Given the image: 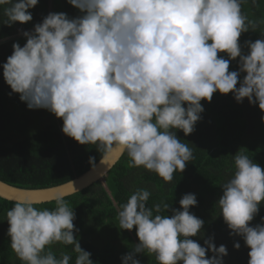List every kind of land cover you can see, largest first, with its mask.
<instances>
[{"label": "clouds", "instance_id": "9594fccd", "mask_svg": "<svg viewBox=\"0 0 264 264\" xmlns=\"http://www.w3.org/2000/svg\"><path fill=\"white\" fill-rule=\"evenodd\" d=\"M38 2L0 0L6 6L2 24L31 22L29 10ZM67 2L81 15L50 12L33 31H24L26 43H13L3 78L28 109L48 110L62 119L66 136L96 145L102 162H112L115 146L127 153L129 167L170 183L194 158L177 130L193 133L202 100L231 93L237 103L247 98L264 111V33L244 42L246 54L239 42L264 19H249L244 0ZM237 58L239 70L229 71ZM241 73H246L242 80ZM232 157L234 171L221 185L216 206L230 235L242 237L250 248L248 264H264V217L249 226L264 202V168L243 147ZM89 163L94 168L95 158ZM150 196L147 188H137L118 208L119 229L135 228L139 240L121 257L122 264H141L138 253L154 256L157 264H223L225 245L217 247L211 237L204 240L206 247L191 239L203 236L205 223L190 212L198 203L194 193L183 195L181 208L171 209V215L164 214L168 203L148 206ZM40 202L38 196H18L6 213L9 245L21 264H70L69 253L57 257L52 251L56 244L73 246L74 264H94L74 235L76 214L64 196L55 197L52 209L37 208Z\"/></svg>", "mask_w": 264, "mask_h": 264}, {"label": "trees", "instance_id": "16d2710c", "mask_svg": "<svg viewBox=\"0 0 264 264\" xmlns=\"http://www.w3.org/2000/svg\"><path fill=\"white\" fill-rule=\"evenodd\" d=\"M0 6V180L20 188H45L62 184L89 169L103 156L96 145H81L62 132L63 121L46 109H28L19 94L12 93L3 78V63L13 52V43L23 46L26 38L23 31H33L50 12H63L70 18L81 15L80 11L67 0H39L30 9L32 21L26 24L14 23L11 27L2 24L6 19ZM242 11L249 19H264V0H244ZM264 24L257 31L242 33L240 44L246 54L244 42L261 39ZM228 59L227 55L220 53ZM239 58L230 61L229 71L239 70ZM246 73H241L242 80ZM239 85H237L238 87ZM204 108L201 119L193 133L185 136L177 130V136L193 150V159L182 173H174L173 180L166 183L157 174L144 168L129 167V157L123 153L108 171L104 184L94 182L85 189L64 197L73 208L76 219L74 232L85 251L91 253L94 264H122L121 257L139 243L136 229H119L118 208L127 202L137 188L151 192L148 206L168 203L170 209L164 214L171 215V209H180L179 200L187 193H194L197 205L190 212L205 221L202 229L206 232L221 233L228 230L216 203L223 194L221 185L234 171L233 155L243 147L244 152L264 168V111L258 104L249 101L237 103L231 93L216 92L211 102L201 101ZM186 107V105H185ZM15 202L0 197V264H21L10 247L7 235L9 224L6 213ZM37 208L55 207V200L39 203ZM215 217V218H214ZM264 217V202L260 205L249 226L260 224ZM199 234L191 237L197 242ZM73 246L56 244L52 251L59 257L61 252L72 256ZM145 256V257H144ZM141 264H157L155 257L147 253L135 256ZM239 257H227L223 264H243Z\"/></svg>", "mask_w": 264, "mask_h": 264}, {"label": "water", "instance_id": "95a60500", "mask_svg": "<svg viewBox=\"0 0 264 264\" xmlns=\"http://www.w3.org/2000/svg\"><path fill=\"white\" fill-rule=\"evenodd\" d=\"M122 154L116 152L115 146L112 152V162L105 163L101 158L92 166L80 175L75 176L73 179L59 185L45 187V188H20L0 180V197L9 201L15 202L18 196L32 195L38 197H47L42 199V202L54 201L57 195L64 197L79 192L94 182H104V178L113 165L119 160ZM39 204V203H37Z\"/></svg>", "mask_w": 264, "mask_h": 264}, {"label": "rangeland", "instance_id": "374dc122", "mask_svg": "<svg viewBox=\"0 0 264 264\" xmlns=\"http://www.w3.org/2000/svg\"><path fill=\"white\" fill-rule=\"evenodd\" d=\"M27 31V30H26ZM24 32V31H23ZM22 33H17V35L19 34H23ZM31 32V31H29ZM243 101H247V98H245ZM104 184V183H103ZM230 229L223 231L221 233H214V232H206L203 234V236H199L197 242L201 245V246H205L204 244V240L208 239L209 237L213 238V242L215 243V245L217 247H219L220 245H225L228 251V255L223 257V261L226 260L227 257L229 258H233V257H239L240 259H242L241 261L243 262V264H248V260H249V251L250 248L245 246L244 240L242 237L237 236V235H230ZM235 242H239L241 247L239 250L235 249L233 247ZM206 255L208 257H211L213 255V253L211 251L207 252ZM145 257V256H144ZM114 261H112L113 263ZM111 263V264H112ZM149 264V259L147 260V263Z\"/></svg>", "mask_w": 264, "mask_h": 264}, {"label": "snow or ice", "instance_id": "6c2138e0", "mask_svg": "<svg viewBox=\"0 0 264 264\" xmlns=\"http://www.w3.org/2000/svg\"><path fill=\"white\" fill-rule=\"evenodd\" d=\"M40 198L44 199V198H47V197H40Z\"/></svg>", "mask_w": 264, "mask_h": 264}]
</instances>
